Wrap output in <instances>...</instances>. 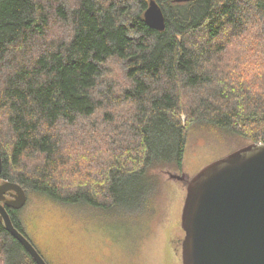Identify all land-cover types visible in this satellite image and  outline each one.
Listing matches in <instances>:
<instances>
[{
  "label": "trees",
  "instance_id": "trees-1",
  "mask_svg": "<svg viewBox=\"0 0 264 264\" xmlns=\"http://www.w3.org/2000/svg\"><path fill=\"white\" fill-rule=\"evenodd\" d=\"M150 1L0 0V114L9 147L0 145L1 178L28 197L135 211L157 185L152 170L182 171L190 125L264 143V76L237 78L222 59L247 26L258 23L264 34V0H155L164 30L145 20ZM113 65L127 85L104 81ZM80 120L90 126L87 160L101 175L69 190L60 173L63 145L73 142L64 136L73 141ZM99 132L105 150L95 145ZM21 209L8 208L25 234ZM0 264H37L1 220Z\"/></svg>",
  "mask_w": 264,
  "mask_h": 264
},
{
  "label": "rangeland",
  "instance_id": "rangeland-1",
  "mask_svg": "<svg viewBox=\"0 0 264 264\" xmlns=\"http://www.w3.org/2000/svg\"><path fill=\"white\" fill-rule=\"evenodd\" d=\"M67 31L63 30V36ZM245 33L236 38L222 59L235 71V77L250 80L264 76V34L258 23L247 26ZM113 68L114 72L104 81L111 79L119 86L127 85L120 67L113 65ZM4 118L0 114V145L8 149ZM182 119L187 122L185 113ZM89 127L80 120L70 128L73 141L64 136V142H73L68 149L63 145L68 156L60 173L62 183L69 190L91 187L100 179V170L96 169L99 163L87 160L91 154L83 142L90 139ZM249 143H252L250 138L195 123L188 128L182 171L174 167L152 170L150 175L157 179V185L143 209L104 210L85 203L66 204L32 193L18 216L26 236L48 264H183L181 243L185 231L181 215L186 182L171 178L169 172L194 176L214 160ZM105 144L103 133L99 132L95 145L105 150ZM106 151L109 153V148Z\"/></svg>",
  "mask_w": 264,
  "mask_h": 264
},
{
  "label": "water",
  "instance_id": "water-1",
  "mask_svg": "<svg viewBox=\"0 0 264 264\" xmlns=\"http://www.w3.org/2000/svg\"><path fill=\"white\" fill-rule=\"evenodd\" d=\"M145 20L157 30L165 29V15L155 0L150 1ZM2 170L0 153V220L37 264H48L15 226L8 210L23 208L27 191L1 178ZM169 176L186 182L181 215L183 264H264V143L240 147L194 176L184 172H169Z\"/></svg>",
  "mask_w": 264,
  "mask_h": 264
},
{
  "label": "flooded vegetation",
  "instance_id": "flooded-vegetation-1",
  "mask_svg": "<svg viewBox=\"0 0 264 264\" xmlns=\"http://www.w3.org/2000/svg\"><path fill=\"white\" fill-rule=\"evenodd\" d=\"M170 246H172L171 244H170ZM181 247H182V243H181ZM177 248H175L174 250H176Z\"/></svg>",
  "mask_w": 264,
  "mask_h": 264
}]
</instances>
